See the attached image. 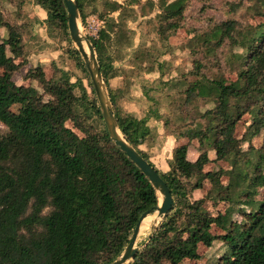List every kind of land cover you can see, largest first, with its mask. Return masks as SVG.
Listing matches in <instances>:
<instances>
[{"label": "trees", "instance_id": "trees-1", "mask_svg": "<svg viewBox=\"0 0 264 264\" xmlns=\"http://www.w3.org/2000/svg\"><path fill=\"white\" fill-rule=\"evenodd\" d=\"M93 1L76 0L83 22ZM13 2L0 0L4 10L0 29L7 30L6 35L0 30V122L6 127H0V264H111L126 248L141 215L158 205L160 195L110 138L74 44L68 52L89 80L91 98L82 78L73 82L70 72L57 66L50 78L37 65L24 75L28 85L15 82V73L28 62L24 33L40 20L35 17L25 23L19 10L6 12ZM34 3L47 12L48 29H62L72 42L64 1ZM187 3L105 0L106 25L98 36L88 38L108 87L115 74L106 47L125 40L126 9L143 10L148 5L145 11L158 10V32L167 39L183 26ZM246 15L264 19V0H251ZM194 30L193 39L201 38L206 57H214L226 38L242 52L237 53L241 55L234 80L227 78L221 65L217 64L220 72L215 74L216 66L206 71L209 66L195 58L184 80L170 82L179 92L177 109L191 116L173 127L170 116L152 114L164 122L167 132L188 141L174 148L167 172L157 169L140 148L153 133L151 116L124 114L116 94L109 91L121 132L166 180L175 201L128 264L200 259H205L201 264H264V144L252 143L264 132V20L242 25L230 19L207 31ZM247 114L252 122L240 137L238 126ZM95 119L100 126L93 123ZM69 121L82 134L68 127ZM246 142L250 144L244 148ZM193 143L199 153L196 160L188 157ZM211 163L217 168L207 170ZM205 181L211 182L209 191L193 197ZM220 203L224 206L216 211ZM216 241L224 248L216 258L199 252L200 246L211 248Z\"/></svg>", "mask_w": 264, "mask_h": 264}, {"label": "rangeland", "instance_id": "rangeland-1", "mask_svg": "<svg viewBox=\"0 0 264 264\" xmlns=\"http://www.w3.org/2000/svg\"><path fill=\"white\" fill-rule=\"evenodd\" d=\"M119 1L123 2L124 0ZM104 2L105 0H94L93 4L86 9L85 21L80 20V30L85 36H98L100 29L105 27L107 13ZM35 5L34 0H14L6 10V12L14 9L19 10L20 17L25 23L35 17L40 20L33 25H28L24 33L28 50V62L20 71L15 73V82L28 85L30 82L24 78V75L31 67L37 65H42L46 76L50 78L55 73L54 66H57L69 71L73 82L82 78L91 98L93 93L89 80L85 77V73L77 64V61L68 52V49L72 46L71 44L76 47L75 43L66 39L67 37L62 29L57 28L50 31L47 22L45 23L41 18L42 12L41 15L37 14L36 11L40 9ZM237 5H241V7L236 11ZM249 6H251V0H188L183 26L167 39L162 38L158 32L160 26L156 17L158 10L145 11L144 8L148 9V5H145L143 10L138 6L126 9L128 16L124 14L126 22L125 40H122L120 45L112 41L106 47V56L111 57L110 61L115 74L110 79L107 89L108 92L112 90L116 94L118 104L124 114H132L139 118L147 117V115L151 116L149 124L153 128V133L150 135L151 138L140 147L148 153L151 160L165 162L168 156H171L172 148L174 150L179 144L182 145L188 142L187 139H179L176 143L171 144L169 136L174 135L167 132L164 122L152 116V114L159 112L170 116L174 122L173 127L187 120L189 121L190 114L177 109L179 92L176 87L170 85V82L184 80V75L193 68V59L199 58L202 62H205L209 66L206 71L212 69V66H216L215 74L220 72L217 64L221 65L227 78L232 80L236 78L237 55H241L237 53H241L242 50L239 47L232 46L231 41L226 38L224 45L216 50L214 57H206L205 47L201 45V38L193 39L196 34L194 29L200 30V32L207 31V29L212 28L213 24L230 19H236L242 25L247 21L252 24L263 22L262 17H249L246 15ZM0 10L1 14H4V10L2 8ZM118 14L119 12L113 13L115 17ZM0 30L3 35L7 34L5 28ZM111 36L114 38L113 32H111ZM234 61L233 66L232 62ZM76 90L79 93V89ZM210 106L211 104H208L202 109ZM17 109L18 106H15L14 110ZM251 122L252 118L249 114L243 117L238 126L240 137L249 130ZM93 123L97 126L101 125L98 119H95ZM67 126L82 134L73 122L69 121ZM0 127L6 129L1 122ZM263 141L264 132L252 139V143L256 147H261L264 144ZM249 144V142L244 143V148L249 147ZM191 145L194 148H191L188 156L190 159H194L197 155L196 145L194 143ZM222 165L230 167L227 163H222ZM213 168H217L215 163L207 166V170ZM210 186L211 182L205 181L203 188L195 191L193 197H202L209 191ZM223 206L224 203H220L216 207V211L223 208ZM152 224L148 230H143L140 236V246L146 241ZM223 251V244L220 241H216L211 248L204 246L199 248L200 253L212 259ZM204 260H185L181 264H201Z\"/></svg>", "mask_w": 264, "mask_h": 264}, {"label": "water", "instance_id": "water-1", "mask_svg": "<svg viewBox=\"0 0 264 264\" xmlns=\"http://www.w3.org/2000/svg\"><path fill=\"white\" fill-rule=\"evenodd\" d=\"M67 9L68 29L72 41L75 43L90 76L96 98L98 100L103 120L113 142L127 154V156L140 168L148 177L161 196V202L148 211L144 212L137 222L132 236L122 254L111 264H128L140 251L141 246L138 242L143 221L147 216L157 213V219L150 227L148 238L157 230L160 222L171 211L174 206V197L166 180L157 169L131 144L129 143L119 128L118 119L115 115L114 105L101 70L96 49L90 39L82 34L80 30V11L76 0H63ZM87 45V49H86Z\"/></svg>", "mask_w": 264, "mask_h": 264}, {"label": "crops", "instance_id": "crops-1", "mask_svg": "<svg viewBox=\"0 0 264 264\" xmlns=\"http://www.w3.org/2000/svg\"><path fill=\"white\" fill-rule=\"evenodd\" d=\"M38 9H40V10H38V11H36L37 12V14H39V15H41L40 13L42 12V15H41V18L44 20V22H45V19L47 18V12L42 8V7H40L39 5H35ZM44 13V14H43ZM170 137V143L171 144H173V143H176L179 139H177L175 136H169ZM182 139H185V138H182ZM185 144V143H184ZM180 145V144H179ZM193 146L192 145H190L189 146V151H188V154H189V152H190V150H191V148H192ZM194 148V147H193ZM195 151H196V153H197V155H196V157L194 158V159H191V160H196L197 159V157L199 156V153H198V151L196 150V148H195ZM172 152H173V148H172V151H171V156H168V158H167V160L165 161V162H162V161H160V160H157V161H155V160H151L154 164H155V167L157 168V169H159L161 172H167L168 170H169V160L172 158ZM189 157V156H188ZM190 159V158H189Z\"/></svg>", "mask_w": 264, "mask_h": 264}, {"label": "bare ground", "instance_id": "bare-ground-1", "mask_svg": "<svg viewBox=\"0 0 264 264\" xmlns=\"http://www.w3.org/2000/svg\"><path fill=\"white\" fill-rule=\"evenodd\" d=\"M87 48L88 47L86 45V49ZM160 202H161V196H160ZM156 219H157V213H153L152 215H149V216L146 217V219L142 223V227H141L140 235H139V238H138V242H140V240H141L140 236L142 235L143 230H148L149 226L152 224L153 220L155 222Z\"/></svg>", "mask_w": 264, "mask_h": 264}]
</instances>
